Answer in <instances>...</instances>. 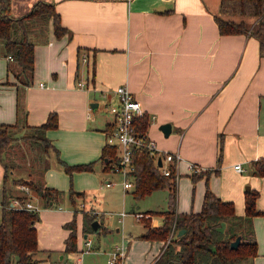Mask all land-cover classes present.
Wrapping results in <instances>:
<instances>
[{"label": "crops", "instance_id": "crops-1", "mask_svg": "<svg viewBox=\"0 0 264 264\" xmlns=\"http://www.w3.org/2000/svg\"><path fill=\"white\" fill-rule=\"evenodd\" d=\"M35 1L12 0V13H27ZM51 1L67 29L56 34L52 16L43 31L38 26L29 83L17 76L20 65L0 39V122H15L14 129L24 132L44 122L50 111L58 112V125L45 130L54 149L51 160L28 174L16 175L11 168L7 182L15 193L26 192L13 183L15 177L65 190L59 203L40 206L35 264H75L87 236H94L95 242L83 252L81 264H107L111 250L121 243L126 253L117 264H152L167 244L165 238L140 236L147 216L138 218L133 212L166 209L168 186L160 188V207H132L124 215L119 209L116 225L100 207L114 172L101 158L111 113L102 118L98 109L117 100L114 88L122 83L142 102L149 119L147 135L159 148L180 154L178 212L199 210L207 185L232 200L237 214L245 212V185L258 191L255 206L261 212L251 216L257 244L253 264H264V175L250 168L251 160L264 155V55L259 54L258 39L248 32L219 31V0ZM240 17L255 18L235 16ZM83 52L87 61L81 58ZM81 79L87 83L80 85ZM89 105L94 108L90 114ZM167 121L171 129L166 133L161 124ZM63 161L93 162V167L69 173ZM236 162L242 169L234 167ZM7 168L0 152V195ZM71 186L82 191L74 195L75 206L68 193ZM133 189L122 191L125 201ZM31 194L41 205L39 196L33 190ZM85 211L97 215L98 230L84 229ZM130 211L139 221L133 230L124 224ZM73 217L77 248L66 250L71 231L66 223ZM148 217L152 225L164 219L161 213Z\"/></svg>", "mask_w": 264, "mask_h": 264}, {"label": "trees", "instance_id": "trees-1", "mask_svg": "<svg viewBox=\"0 0 264 264\" xmlns=\"http://www.w3.org/2000/svg\"><path fill=\"white\" fill-rule=\"evenodd\" d=\"M236 15L254 16V20ZM53 18L56 34L61 35L66 27L61 22L60 13L51 0H36L31 9L23 15L12 13V0H0V39L5 42L6 50L20 65L17 76L25 83H29L35 65L34 34L38 30L39 18ZM216 22L220 32H248L258 39L259 54L264 55V0H219V13ZM37 23V24H36ZM149 119L143 114L136 118L139 129L145 130ZM15 122H0V152L2 153L13 139L17 137ZM58 125V112L50 111L47 119L33 125V133L47 140L45 130ZM23 136H25L23 134ZM49 143V141H47ZM221 145V143H220ZM116 148L112 144H105L101 158L106 167H111L116 157ZM132 170L133 193L141 197L155 188L168 186L170 188L169 206L166 209H150L148 213L164 215L162 224L152 225L150 218H144L146 229L140 236L168 239L159 257L152 264H253V256L257 252L256 238L251 216L261 211L255 206L258 191L247 189L244 196L245 212L237 214L234 202L223 199L207 185L204 191L202 205L199 210L178 212L176 180L174 172L164 174L155 160V154L146 146H136L133 149ZM64 168L72 173L74 169H91L93 162L69 164L63 161ZM251 171L264 175V155L250 161ZM5 182L0 195V264H35L34 252L38 248V230L35 222L40 218V210L11 204L13 196L25 201L32 194L27 192L15 193L8 187L9 172L7 168ZM197 174L194 173L193 177ZM26 182L33 192L39 196L41 206L59 203L65 190L46 185L35 178L15 177L14 184ZM72 204L74 195L82 191L69 190ZM33 197V196H32ZM76 213V212H75ZM97 215L89 211L84 212V229L92 227V221ZM71 231L66 238V250L77 248L76 218L66 223ZM184 230L177 233L178 228ZM240 234L236 247L230 245L232 239Z\"/></svg>", "mask_w": 264, "mask_h": 264}, {"label": "built area", "instance_id": "built-area-1", "mask_svg": "<svg viewBox=\"0 0 264 264\" xmlns=\"http://www.w3.org/2000/svg\"><path fill=\"white\" fill-rule=\"evenodd\" d=\"M10 57H13L11 54ZM83 61H87L88 54L83 52L81 54ZM80 85L87 83V80L81 79L78 82ZM117 94V100L109 102L107 107L111 113L110 126L106 130V143L115 146L116 157L112 162L111 169L119 171L124 176L123 185L125 188H129L133 185L132 181V170L135 168L133 162V149L136 146H146L151 149L155 154V160L158 163V157L161 156L162 164L159 165L162 172L167 175H171L174 172V178L176 183L178 181V160L180 154L178 151H173L166 148H159L156 142L147 135L145 130L138 128L136 124V118L144 114V108L142 102L137 98L132 90L126 83L117 85L114 88ZM92 105H89V114L92 113ZM167 161V162H166ZM190 167L193 164L189 165ZM234 167L237 169H242L239 162L234 163ZM107 184L112 183L111 180L106 181ZM19 186L24 189L28 194L31 195L32 188L26 182L19 183ZM33 197H28L25 201H21L19 197H13L11 199L12 205H17L21 207H29L40 209V206L35 202ZM121 215L127 213L126 210H121ZM136 217L141 218L143 216H148V212L144 211H134ZM174 230H172L171 234ZM170 234V235H171ZM170 235L167 241L170 238ZM86 246L78 252L75 260V264H81V258L84 251H89L93 245V239L90 236L85 238ZM126 247L123 243L118 244L114 249L111 250L110 256L107 259V264H117L121 262L125 257Z\"/></svg>", "mask_w": 264, "mask_h": 264}, {"label": "rangeland", "instance_id": "rangeland-1", "mask_svg": "<svg viewBox=\"0 0 264 264\" xmlns=\"http://www.w3.org/2000/svg\"><path fill=\"white\" fill-rule=\"evenodd\" d=\"M40 23L41 30L43 31L44 24H46V18L37 19ZM94 109V108H93ZM100 113V117L104 118L106 114L110 111L106 104H103L98 109ZM34 129L26 128L25 131L16 130L17 137H15L11 143L4 151L3 159L7 163L10 171L11 168L16 169L15 174H28V171H33L37 166H42L46 163V160H51V155L54 152L52 147H49V144L45 139L38 138L36 135H31ZM23 134L25 136H23ZM49 147V148H48ZM110 172H114L110 175V186H106L108 197L102 201L101 209L102 211H106L105 215L112 216L114 220V224L118 223L116 211L119 209H125L126 211L131 210L132 207L146 209L147 207H155L157 205H162V193L161 187L155 188V191L151 194H145L141 197L135 196L131 191L125 194L126 201L124 199L123 192H126L125 187L123 185L124 176L119 171L112 170L110 168ZM123 191V192H122ZM130 211L128 215V219L124 224L127 227H130L132 230L135 229L139 221H137ZM113 214V215H112ZM134 214V212H133ZM135 215V214H134ZM93 239V243L95 242L94 236H91ZM11 264H16V262H12Z\"/></svg>", "mask_w": 264, "mask_h": 264}, {"label": "water", "instance_id": "water-1", "mask_svg": "<svg viewBox=\"0 0 264 264\" xmlns=\"http://www.w3.org/2000/svg\"><path fill=\"white\" fill-rule=\"evenodd\" d=\"M97 104V101H94L92 102V105L93 104ZM161 127L163 128V130H165V132L167 133L170 129H171V123L169 121L167 122H163L161 124ZM158 164L161 165L162 164V158L161 156L158 157ZM245 188L248 189L249 188V185L246 184L245 185ZM99 225H100V222H99V219L98 218H95L93 221H92V226L95 228V230H98L99 228ZM184 228L181 227V228H178V231L177 233L180 234L181 232H183ZM240 240V234H237L236 237L234 239L231 240L230 242V245L233 246V247H236L238 242Z\"/></svg>", "mask_w": 264, "mask_h": 264}]
</instances>
